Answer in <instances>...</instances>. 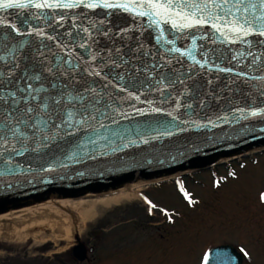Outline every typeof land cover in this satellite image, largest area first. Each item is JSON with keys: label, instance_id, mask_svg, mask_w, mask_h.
Here are the masks:
<instances>
[{"label": "water", "instance_id": "95a60500", "mask_svg": "<svg viewBox=\"0 0 264 264\" xmlns=\"http://www.w3.org/2000/svg\"><path fill=\"white\" fill-rule=\"evenodd\" d=\"M61 15L64 20L59 19ZM0 20L5 22L0 25V56L4 57L0 60V95L26 87L21 77L26 71L31 74L38 70L34 68L35 61L29 58L38 47L46 54L45 63L53 67L61 63L54 53L66 57L69 52L83 56L96 67L98 62H92L84 49L78 47L79 37L68 36V33L87 27L91 37L86 43L92 44L93 51L110 49L111 56L121 62L115 49H122V58L129 63L114 69L112 75H123L125 79L119 83L126 84L129 91L140 97L137 100L120 91L115 87L116 81L105 87L102 77L88 75V63L84 62H81L83 67L77 66L73 73L78 81L76 84H72V76L56 77L53 80L57 84L55 89L45 81L44 90L34 93L37 96V100L32 101L34 107L44 97L57 96L61 91L76 98L70 101L65 95L60 106L49 99L48 108L41 105L31 114L30 124H36L35 128L18 126L24 136L13 142L17 152H5L7 146L0 147L3 153L0 155V214L49 199L99 195L134 182L201 171L218 160L264 149V113L258 112L256 117L250 114L253 109L264 108V80L260 79L264 77V44L257 43L264 37L249 36L247 39L252 42L249 48L246 43L222 42L220 34L209 26L200 31L179 32L170 24L150 27L146 17L122 9L91 10L83 6L73 9L0 8ZM12 25L24 34L18 35ZM31 28L42 29L45 35L29 34ZM161 31L162 40H175V44L162 47L157 42ZM6 32L15 39H5ZM48 36L57 39L50 41ZM193 37L196 60L204 64L203 55L207 54L208 63L204 67L186 54L182 55L193 48ZM61 41L69 47L62 49ZM138 45L143 47L137 50ZM173 46L181 52L169 54L165 59L170 61V66L159 68L167 49ZM249 52L255 55V60ZM109 54L101 52L105 57ZM233 56L236 59H232ZM17 63L19 68L15 67ZM153 63L157 65L156 72L151 69ZM145 66L148 71L143 70ZM137 67L141 72L133 75ZM222 68L233 71L222 72ZM96 70L99 71V67ZM172 70L183 83L177 81L174 87L165 88L161 94L154 85V80L159 79L157 72L171 74ZM240 72L245 76L238 77ZM33 83L40 87L39 82ZM65 84L70 87L65 88ZM85 87L94 88L96 94L84 92ZM77 92L83 100L76 96ZM20 95L17 92V98ZM8 101H0V124L3 116L16 108L10 97ZM24 107V103L19 105L21 109ZM154 107L163 111L154 113L151 111ZM237 108L246 111L242 115L235 111ZM69 112L73 113L71 117ZM58 114L65 123L61 124ZM9 156L12 163L5 170L4 161ZM215 250L227 251L235 258V264H242L241 256L231 247H217L211 251ZM73 257L78 261L86 258L82 244L74 247Z\"/></svg>", "mask_w": 264, "mask_h": 264}, {"label": "rangeland", "instance_id": "374dc122", "mask_svg": "<svg viewBox=\"0 0 264 264\" xmlns=\"http://www.w3.org/2000/svg\"><path fill=\"white\" fill-rule=\"evenodd\" d=\"M253 157L235 162L236 176L215 188L210 170L186 177L181 187L197 201L184 203L193 208L182 204L166 182L131 190L116 204L85 208L82 222L60 209L71 225L67 238L61 219L49 211L23 216L0 232V264H197L203 251L221 245L244 252L245 264H264V152ZM143 194L159 208L150 213ZM164 208L173 219L182 215L173 226L164 221ZM55 220L59 225L52 228ZM13 230L19 235L10 237ZM77 240L95 249L81 263L70 252Z\"/></svg>", "mask_w": 264, "mask_h": 264}, {"label": "snow or ice", "instance_id": "6c2138e0", "mask_svg": "<svg viewBox=\"0 0 264 264\" xmlns=\"http://www.w3.org/2000/svg\"><path fill=\"white\" fill-rule=\"evenodd\" d=\"M83 6L85 8L95 10L98 8H102L105 10H117L122 9L126 12L134 13L136 16L144 18L146 17L149 21V26H159L161 23L171 26L172 29L183 32L184 30L195 29L200 31L205 29L206 26L211 27L215 30V32L219 33L223 38L222 42L228 41L233 44L240 42L246 43L249 45V48L252 47V42L247 38L249 36L254 37H264V0H0V8L2 9H11V8H19L26 9L29 7H34L36 9H73ZM111 15V13H109ZM64 16L61 15L59 17L60 20H64ZM100 23H103L101 21ZM5 22L0 20V25H4ZM95 27V25H93ZM12 28L18 35H23L20 29L16 25H12ZM99 32V29H97ZM124 29H121V32H124ZM34 33L37 36H44L45 33L42 29L31 28L29 34ZM81 33L87 35H81ZM104 35H108L107 32L103 33ZM68 36L75 39L79 37L81 41L78 45L79 48L84 49L85 53L91 57L92 62L96 63V67H99V71L96 70V67H93L92 63H88L84 60L83 56H74L72 52H69L67 56H56V59L61 63L56 65L55 67L51 66L50 63H45L47 57L46 54L40 50L38 47L35 51V54L31 55L29 58L35 61L34 68L38 69L34 73L25 72L24 76L21 77V81L26 83V87L18 88L17 92L21 93L19 98H17V92H10L6 95H0V101H4L8 103V98H11V103L16 105L14 110L8 111L6 115L3 116V123L0 124V147H5V152H17L18 149L14 145V141H19L20 138L24 136V133L21 131L19 125H24L26 127L30 126L32 128L36 127V124H30L32 119L31 114L36 111L41 105L44 108H48V100L51 99L52 103L57 106H60L64 103V97L67 95L68 99L74 100L76 97H73L71 93H66L61 91L57 96L53 97H44L41 101H39L35 107L32 104V101L37 100V96L34 93H39L44 90V82L48 81L51 85L52 89L57 87V84L53 82L56 77H64V76H72V84L78 83L73 73L75 72V68L77 66L83 67L81 62L88 63L87 72L88 75L92 77H102L105 81V87L108 84H111L113 81H116L115 87H117L122 92H127L130 97H134L139 100L140 97L136 95V93L129 91V88L126 84L122 85L119 81H123L125 77L119 73L115 76L112 75L114 69L121 68L129 63L128 60H123L122 49L116 48L115 53L121 57V62H118L117 59L111 56L110 49L106 50H92V44L86 43V41L91 37V33L87 27H82L79 31L75 33H68ZM163 31H161L160 35L157 36V42L161 44L163 47L166 44H175V40H162ZM5 39H15V37L10 36L7 32L5 33ZM48 40L53 41L56 40L57 37L48 36ZM95 43V41H93ZM215 43V41H213ZM258 44H264V39H258ZM23 43L20 44V47L23 48ZM59 46L62 49H67L69 47L68 43L61 41ZM143 45H138V49H141ZM196 47V41L193 37V48L186 50L185 53L191 60L195 61L196 64H199L201 67H204V64L208 63L207 54L203 55L204 64H201L200 61L196 60V55L194 54V50ZM13 49L12 51H14ZM134 50V51H137ZM12 51L9 54H12ZM102 51H108L109 56L105 57L101 55ZM181 49L178 47H170L167 49L164 54V63L159 65V68H164L166 66H170V61L165 59L169 54L172 53H180ZM249 55L253 56L255 60L256 57L253 53L249 52ZM43 57V59H39ZM4 57L0 56V60H3ZM232 59H236L235 56ZM76 61L74 63L73 61ZM155 61V57H153ZM102 65V67H100ZM16 68H19V63L15 64ZM152 71H157L156 63L151 65ZM107 70V71H105ZM144 71H148V66H145ZM222 72L231 73L233 71L232 68H222L220 69ZM140 68H135L134 74L140 73ZM103 74V75H102ZM2 75V74H0ZM13 75L11 69L9 70V77ZM159 79L154 80L155 90L159 91L163 94V90L165 88L174 87L177 81L183 83L182 80L179 79L178 76H175L174 70H172L171 74H163L157 72ZM238 77H244L245 73L240 72L237 73ZM111 77V79H110ZM264 80V77L260 78ZM39 82L40 87L37 88L36 84L33 83ZM11 82V81H10ZM245 83L248 81L245 80ZM134 86V85H133ZM153 85H150L152 87ZM70 85L65 84V88H69ZM84 92H89L92 94H96V90L94 88H84ZM26 94V95H24ZM76 96L83 100L84 97L80 92L76 93ZM24 103L25 107L23 109L19 108V105ZM148 103H152L148 101ZM75 107V105H72ZM81 107H84L81 104ZM191 107V105H189ZM137 111H141L137 109ZM154 113H160L163 111L160 107H154L151 109ZM236 112L241 113L242 115L245 113L246 109L237 108ZM264 113V108H256L251 111V116L256 117L257 113ZM22 113V115H20ZM143 114V113H141ZM169 116H172V113H167ZM73 115L72 112L68 113V116L71 117ZM57 118L60 119L61 124L65 123L63 118L57 115ZM247 119V117H244ZM90 119H95V116H90ZM176 119V117H173ZM43 122V121H41ZM115 122V121H114ZM104 127L103 124L100 125ZM55 127L59 128L60 125H55ZM3 155V153H0ZM12 163V159L9 156L5 161V170H7L8 166ZM183 191V189H181ZM185 197H188V193L185 192ZM190 203L193 201L189 200ZM150 205L149 212L151 213L152 209L157 208V205L152 203V201H147ZM167 216V219L171 221L173 219V215L169 214L166 209H161ZM204 264H235V258L225 250H215L209 251L204 254L203 257Z\"/></svg>", "mask_w": 264, "mask_h": 264}, {"label": "bare ground", "instance_id": "6f19581e", "mask_svg": "<svg viewBox=\"0 0 264 264\" xmlns=\"http://www.w3.org/2000/svg\"><path fill=\"white\" fill-rule=\"evenodd\" d=\"M146 184L144 183H132L127 187H121L117 189L114 192H107L103 194L102 196L97 197H90L87 195L85 198H93L89 202L86 203H78V199H54L49 201H44L38 204L28 205L26 207L16 208L11 211H6L2 214H0V232L2 231V228L5 226H9L11 224H15L16 220L22 218L23 216L28 217L29 214H36V213H47L48 211L52 213L53 215L57 216V219L60 220V225L64 226V235L67 238L69 233H71V225L69 218L66 215H63L60 211V209H64L65 211H69L72 213H75L78 217L79 222H82L84 220L83 216L81 215V211L85 208H92L93 205L97 204H108L113 203L116 204L128 197V194L131 190H138L142 186ZM110 194H113L112 196H109ZM63 210V211H64ZM51 216V215H49ZM59 223L58 220H55L51 227H58ZM14 231V230H13ZM14 235H19L17 232H11L10 237H14Z\"/></svg>", "mask_w": 264, "mask_h": 264}]
</instances>
